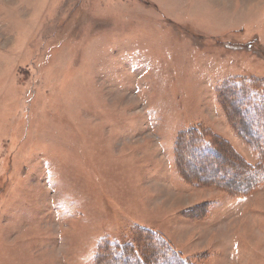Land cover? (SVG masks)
Instances as JSON below:
<instances>
[{"label": "rangeland", "instance_id": "obj_1", "mask_svg": "<svg viewBox=\"0 0 264 264\" xmlns=\"http://www.w3.org/2000/svg\"><path fill=\"white\" fill-rule=\"evenodd\" d=\"M239 79L264 82V0H0V264H92L136 228L264 264V186L174 167L192 127L254 162L219 103Z\"/></svg>", "mask_w": 264, "mask_h": 264}, {"label": "trees", "instance_id": "obj_2", "mask_svg": "<svg viewBox=\"0 0 264 264\" xmlns=\"http://www.w3.org/2000/svg\"><path fill=\"white\" fill-rule=\"evenodd\" d=\"M219 91L231 97V108L228 98L221 96L219 103L235 134L254 155V162L243 159L211 130L192 127L176 135L175 171L185 184L209 186L233 198H247L264 186V82L232 80ZM201 260V256H186L161 232L136 228L124 242L101 244L92 264H198Z\"/></svg>", "mask_w": 264, "mask_h": 264}, {"label": "crops", "instance_id": "obj_3", "mask_svg": "<svg viewBox=\"0 0 264 264\" xmlns=\"http://www.w3.org/2000/svg\"><path fill=\"white\" fill-rule=\"evenodd\" d=\"M186 254V253H185ZM187 255H192V254H187Z\"/></svg>", "mask_w": 264, "mask_h": 264}]
</instances>
